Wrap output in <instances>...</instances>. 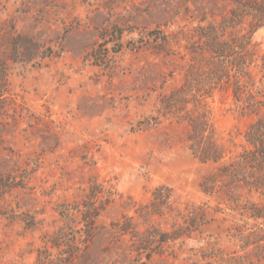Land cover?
Listing matches in <instances>:
<instances>
[{"label":"rangeland","instance_id":"rangeland-1","mask_svg":"<svg viewBox=\"0 0 264 264\" xmlns=\"http://www.w3.org/2000/svg\"><path fill=\"white\" fill-rule=\"evenodd\" d=\"M247 134L264 0H0V264H264Z\"/></svg>","mask_w":264,"mask_h":264},{"label":"trees","instance_id":"trees-1","mask_svg":"<svg viewBox=\"0 0 264 264\" xmlns=\"http://www.w3.org/2000/svg\"><path fill=\"white\" fill-rule=\"evenodd\" d=\"M242 0H235L236 3L241 5ZM245 1V0H243ZM210 51L220 57H224L227 53L228 46H216L212 43L210 46ZM259 122L252 126L251 132H259L258 130ZM253 132V133H254ZM248 142L252 146V150L247 151L242 157L244 162L248 165L250 171L245 174L244 178L241 180H236L237 182L242 181L244 186L249 188H264V134H247ZM217 159V158H216ZM237 176V177H236ZM239 175L235 174V179H238ZM249 216L254 219H263L264 215L262 211L256 208V206L248 207ZM259 228V227H258ZM264 234V223L261 224V227L255 233L252 230L249 235H247L246 240L248 244H251L255 237V244L260 240V236Z\"/></svg>","mask_w":264,"mask_h":264}]
</instances>
